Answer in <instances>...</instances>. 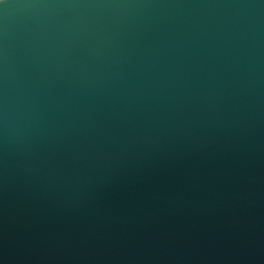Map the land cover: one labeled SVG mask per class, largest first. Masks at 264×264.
Returning <instances> with one entry per match:
<instances>
[{
	"label": "water",
	"instance_id": "water-1",
	"mask_svg": "<svg viewBox=\"0 0 264 264\" xmlns=\"http://www.w3.org/2000/svg\"><path fill=\"white\" fill-rule=\"evenodd\" d=\"M0 264H264V0H0Z\"/></svg>",
	"mask_w": 264,
	"mask_h": 264
}]
</instances>
